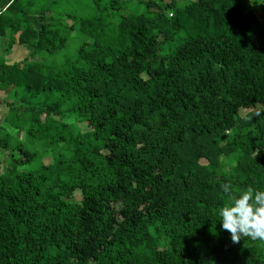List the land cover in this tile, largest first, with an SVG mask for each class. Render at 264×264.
<instances>
[{"label":"trees","instance_id":"1","mask_svg":"<svg viewBox=\"0 0 264 264\" xmlns=\"http://www.w3.org/2000/svg\"><path fill=\"white\" fill-rule=\"evenodd\" d=\"M19 1L0 5L28 52L0 58V264H264L217 222L264 191V0H91L69 26ZM74 31L90 42L46 65Z\"/></svg>","mask_w":264,"mask_h":264},{"label":"rangeland","instance_id":"2","mask_svg":"<svg viewBox=\"0 0 264 264\" xmlns=\"http://www.w3.org/2000/svg\"><path fill=\"white\" fill-rule=\"evenodd\" d=\"M138 1H143V0H134L128 8H130L131 11L135 12H142L143 8H138L136 6V3ZM164 3L169 2V0H163ZM20 5L21 6H26L27 3L29 2H34L36 5L37 9H47L51 12V15L54 16V18H58L59 16L62 17L61 20V25L60 26H69L72 24V20L78 17H88L93 14L95 10V5L93 1L91 0H20ZM104 5V2H103ZM106 6V5H105ZM34 7V9H36ZM65 33V32H62ZM110 37V36H107ZM90 38L87 36L82 35L78 31H74L71 33L69 36V39L67 41L66 47L63 50H60L55 53H41L42 54V61L46 65H55V64H61L64 62L66 59H72L75 57L78 48L80 45L84 42H90ZM14 61H11L9 59V62H20L23 61L22 59L18 61V59H13ZM38 60V58H37ZM0 98L3 99L5 98L3 96V93L0 92ZM7 102L10 103V100H7ZM21 107H25L26 105L24 103H17ZM248 111L247 110H241L240 111V116L243 117L246 115ZM6 113V107L5 106H0V123L2 121L1 117ZM4 123H1V126H3ZM5 132H8L10 135H13V144H22L23 146L30 147L32 145H29L30 143L27 141L26 138V133L25 131H15L13 127L8 128L7 126L5 127ZM41 142H39V149L41 148ZM36 146V145H35ZM50 154H44V156H47ZM49 157V156H47ZM1 158V157H0ZM2 157V162H3ZM3 166V165H2ZM1 166V167H2Z\"/></svg>","mask_w":264,"mask_h":264},{"label":"clouds","instance_id":"3","mask_svg":"<svg viewBox=\"0 0 264 264\" xmlns=\"http://www.w3.org/2000/svg\"><path fill=\"white\" fill-rule=\"evenodd\" d=\"M225 193L230 186L225 185ZM220 229L230 234L232 242L242 237L264 241V191L251 189L233 196L227 206L218 211Z\"/></svg>","mask_w":264,"mask_h":264},{"label":"crops","instance_id":"4","mask_svg":"<svg viewBox=\"0 0 264 264\" xmlns=\"http://www.w3.org/2000/svg\"><path fill=\"white\" fill-rule=\"evenodd\" d=\"M5 0H0V5L3 3ZM16 39V44L13 45L10 50L7 49L6 46V38L0 37V58H3L6 60L8 64H13L16 62H9V59L11 61H14L13 59H18L20 61L21 59L23 60L27 56V50L23 46H21L18 43V35L15 36Z\"/></svg>","mask_w":264,"mask_h":264}]
</instances>
